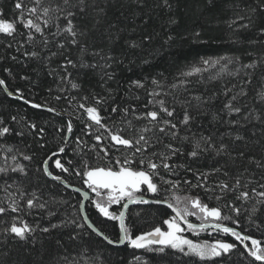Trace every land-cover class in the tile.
Returning a JSON list of instances; mask_svg holds the SVG:
<instances>
[{
  "label": "trees",
  "instance_id": "trees-1",
  "mask_svg": "<svg viewBox=\"0 0 264 264\" xmlns=\"http://www.w3.org/2000/svg\"><path fill=\"white\" fill-rule=\"evenodd\" d=\"M16 2L17 0H0V19L12 22L15 26V32L11 36L0 33V80L5 81V89L14 97L29 104L53 108L68 121L72 120L73 131L65 152L49 164V171L53 175H59L69 186L89 193L82 175L85 163L89 169L111 167L118 170L115 161L130 156L131 152L124 146L113 145L110 137L97 144L92 135H86L84 123L91 121L75 105L80 97L87 95L89 99L86 103L91 106L94 103V93L108 98L107 103L101 106V115L109 126L114 121L117 122L123 129L122 134L129 137L134 133L121 122L119 112L111 113V107L115 105L123 108L131 105L140 112L151 110L147 91L132 88L130 92L129 85L131 81L139 79L145 82L146 89L151 90V81L155 78L163 85L157 91L170 93L158 99H164L169 107L175 108L172 119L181 120L185 108L194 117L187 127L179 125V136L187 135L193 140H198L201 136L211 137L216 147L223 143L227 148L219 156L210 151L198 158H189L186 155L174 157L175 164H184L192 171L178 168L175 175L165 174L166 179L179 180V185L170 190L169 185H163L151 198H167L169 203L179 207V204L184 205V197H199L210 208L220 207L222 215L231 217L219 221L220 223L256 239L260 242L259 247L264 248V204L257 203L264 200V197L251 192L253 187L257 192L264 191V188L258 186L264 184V179H261L264 176V167L256 164L259 161L264 165V99L260 96V93H264V33L261 32L264 29V0H168L167 5L164 0H86V12L78 13L73 19L78 31L85 33L78 35L77 39L88 48V54L84 56L86 62L103 64L105 61L99 56L92 55L99 50H102V55L115 58L109 62L111 67L106 70L79 67V48L67 44V33L59 37L49 35L50 44L47 48L39 43L40 34H34L36 39L28 42V29L18 19L20 10L15 9ZM49 2L50 0H43L41 6H48ZM52 2L61 3L62 0ZM23 4L31 7L32 0H23ZM100 9L104 11L101 12ZM28 18L30 17L27 14L23 17L25 20ZM59 23L63 27L67 22L61 19ZM55 31L53 23L45 34ZM60 41L66 43L65 49L56 47ZM132 42L138 46L130 47ZM33 51L40 55H26ZM53 52L58 54L52 56ZM65 56L77 64L75 68L69 67L67 72L71 73L70 79L81 85L80 90L71 89L70 84L61 80L66 73L59 66L64 63ZM220 57L233 62L227 64L223 70L221 65L226 64L227 59L212 66L202 64L204 59L216 60ZM253 61L257 62L255 68H242V65ZM193 67H199L202 71L188 77L182 75ZM53 69L56 72L49 74ZM237 69H240L238 73ZM103 71L113 73V78L108 80L103 76ZM182 80L186 82L181 85ZM249 80L251 82L247 83ZM173 84L177 85L175 89L171 87ZM241 88L244 95H239ZM228 89L231 91L225 94ZM234 95L237 99L232 103L240 107L241 112L229 115L224 105ZM57 96L61 98L58 100ZM197 96L202 98L201 102L194 99ZM70 97L77 98L72 106L69 105ZM145 105L148 107L145 108ZM214 116L216 119H213ZM13 117L16 119L13 120ZM0 121V127L7 126L11 129L10 133L0 137V167L9 169L7 174L0 173V206L7 208L10 202L2 190L3 186L16 181L8 191L16 193L15 199L24 209L20 213L9 211L0 216V264H258L239 245L211 232L194 233L193 236L186 234V237L194 243L221 241L235 244L236 247L228 254L201 261L170 248L159 253L147 248H133L127 242L122 248L108 246L83 225L79 213V197L49 181L43 174V161L53 152L58 153L60 146L64 147L66 120L10 99L0 87ZM229 121L236 123L231 124ZM134 123L139 127L146 121ZM30 124L36 125V129H30ZM40 129H44L42 134ZM17 132H23L24 135L18 136ZM237 135L243 139L236 140ZM104 136L107 137V133ZM77 137L82 143H77ZM171 142L185 151H190L192 147L191 143H181L179 140ZM41 144L44 147H40ZM93 145H96L95 149L90 150ZM101 147L107 149V156L100 151ZM162 147L160 145L155 150ZM9 148L11 151H8ZM241 152L243 156L240 155ZM21 153L31 156L32 159L24 160ZM13 156L16 157L15 160L12 159ZM57 160L69 171L62 172L56 168ZM17 164L25 166L26 175L11 172L10 169ZM131 166L134 169L139 167L138 162ZM214 168H221L222 171L209 176V188H214L220 180L231 185L241 173V184L249 180L253 183L248 184L247 189L241 187L238 191L223 194L218 188L206 192L203 188L193 186L197 183V172H211ZM77 172L81 175H77ZM224 172L228 175L225 176ZM184 180L191 181V184L183 183ZM154 182L159 185L158 178ZM18 187L28 194L35 191L40 202H46V208L27 210L25 205L28 197H19ZM142 189V194L145 195L147 188L143 186ZM239 191H248L250 199L243 202L237 200ZM218 195L223 196L219 201L216 199ZM229 201L241 209L239 215L225 207ZM253 207L257 209L255 214L251 211ZM49 212L54 215L49 216ZM85 214L104 235L118 241L117 222L101 217L92 201L85 207ZM13 216L22 218L30 226L37 228L27 241H19L3 233L2 229L12 222ZM171 218L162 207H135L126 212L125 223L134 238L152 231L155 227H161L165 231L163 221ZM233 220L237 223H233ZM189 221L194 222L192 218ZM52 224L62 226L51 228ZM77 224L83 227L78 228ZM40 227H49L50 231L44 233L39 230ZM150 247L156 249L161 246Z\"/></svg>",
  "mask_w": 264,
  "mask_h": 264
},
{
  "label": "snow or ice",
  "instance_id": "snow-or-ice-1",
  "mask_svg": "<svg viewBox=\"0 0 264 264\" xmlns=\"http://www.w3.org/2000/svg\"><path fill=\"white\" fill-rule=\"evenodd\" d=\"M165 5H167L168 0H164ZM43 4V0H32L31 7H25L23 4V0H17L15 4V9L20 10V17L18 18L25 29H28V34L26 40L28 42H32L36 39L34 34H40L41 40L39 43H42L44 48H47L50 44L48 36L59 37L63 34L67 33V37L65 40L67 44H71L74 47H78L80 51V56L78 57L80 64L79 67L85 69H97L100 68L102 70H106L111 67L110 61H113L115 58L111 55H102V50L93 52L92 55L99 56L101 60L105 61L103 64L99 63H88L84 60V56L88 54V48L85 44L81 43L78 39V35H84L85 33L79 32L76 24H74L73 19L78 15V13L86 12L88 5L86 4V0H62L61 3H55L50 0L48 6H41ZM170 7V5H168ZM264 7V6H262ZM78 10V11H77ZM103 12V9H100ZM255 11V9H253ZM25 14L28 15V19H23ZM31 17H34L31 18ZM63 19L67 23L61 27L59 21ZM55 23L56 31L48 32L46 30L50 29ZM97 23L99 21L97 20ZM175 23V21H172ZM247 27V25H245ZM15 32V26L12 22H7L3 19H0V33L6 35H13ZM261 32L264 33V29H261ZM70 37L71 39H68ZM146 39H149L146 37ZM171 39V37H169ZM135 42L130 44V47H137ZM56 47L58 49H65L66 43L63 41L57 42ZM57 52L51 53L52 56L57 55ZM26 55H30L32 57H38L40 55L39 52L33 51L31 53H26ZM225 57H220L216 60L204 59L202 60V64L206 66H212L216 64H220L221 60H226ZM238 59V58H237ZM147 62V61H145ZM231 59H227V63L221 65V70L226 68L227 64L232 63ZM264 62V61H262ZM257 66V62L253 61L250 64L242 65V68L250 69L255 68ZM66 73L65 76L61 77V80L70 84L71 89L80 90L81 85L77 82H74L71 77V73L67 72L69 67H77L76 62H74L69 57L65 56L64 63L59 66ZM206 70V69H204ZM7 71V69H5ZM202 71L199 67H193L191 71L182 73L183 76L188 77L192 76L196 73H200ZM240 69H237V73ZM56 72L53 69L49 74H53ZM103 76L107 77L108 80L113 78V73L108 71H103ZM186 81H180L181 85ZM251 81H247L250 83ZM153 87L151 90L146 89V85L144 81L139 79L133 80L130 82L129 91L131 92L132 88L136 89H145L147 91L148 105L152 106L151 110L140 112L134 106H125L123 108L119 106H112L111 113H120L121 114V122L124 123L127 129L130 132H133L134 135L129 137H125L123 133V129L118 126L117 122H113L111 126L106 122L105 118L101 115V106L107 103V99L104 96H99L97 94L92 95V101L94 102L91 106L87 105V101L89 97L87 95L79 98V102L76 103L75 107L78 109H82L87 114V120L91 121V123H84L85 134L92 135L96 140L97 144H99L102 139H106L110 137V140L113 142V145L124 146L125 149L131 152L130 156H124L123 159H117L115 164L118 166V170H113L111 167L105 169L103 167H97L89 169L87 163H85V171L82 173L86 179L84 183L87 187L95 193L98 199L93 200L92 203L95 205L98 212L106 217L108 220L118 221L119 222V230L120 236L118 241L113 239H109L104 233L95 227L87 217L84 219V224H87L89 228L92 229L93 232L96 233L97 236H103V238L107 241L108 244L115 243H124L127 242L129 246L136 249H149L150 251H157L159 253H163L165 248H171L173 250H179L185 256L198 258L201 261L208 260L214 257H220L222 254H228L233 250L236 245L232 243H225L221 241H216L214 244L208 243H193L191 240L184 239L178 233L184 231V229L177 222V217L180 220H186V218L190 215L197 216L198 219L201 220L200 225L198 226L200 230H204L207 227H212L216 230H220L224 233H230L236 240H239L241 243L244 241H251L252 248H248L245 245V250L248 252L249 256H252L257 261L264 262V248L259 247L260 242L256 239H252L251 237L245 235L242 236L240 232L235 231L233 228L223 226L221 223H212L208 224L207 221L211 218L214 221H223L231 219V217L227 215H222V209L220 207H209L204 204L199 197H184L183 201L185 202L184 208H179L178 206H174L173 204L167 201V198L164 200H147L144 199L143 194L141 196H137L136 193L142 192L141 186H146L147 192L156 194L160 191V188L163 185H169V190L176 188L180 181L179 180H169L165 178V174L168 176L175 175L176 169L184 168L186 171L191 172L192 169L187 167L184 164H175L173 162V158L177 156L186 155L189 158H198L201 154L207 152H215L217 156L223 155L226 151L227 146L221 143L219 147H216L213 143L211 137L201 136L198 140H193V138L185 135L183 137L179 136V125H184L187 127L190 122L194 119L191 113L187 108L184 110L183 118L179 121H174L172 119L174 117L175 108L169 107L167 102L158 97L162 95H169L170 93H164L162 91H157V89H162L163 85L157 79H152L151 81ZM5 81L0 80V85H4ZM173 89L177 87V85L173 84L171 86ZM63 91V89H61ZM231 91V89L226 90ZM11 95V93H9ZM244 90L241 88L239 95H244ZM261 99H264V93H260ZM61 97L57 96L56 99H60ZM69 105L72 106V102L76 101V97H70ZM139 99V97H136ZM194 99L198 102L202 101L201 97H194ZM237 99V96H232L231 100L224 105V109L227 110L229 115L238 114L241 112L240 107H236L233 105V101ZM187 103V102H185ZM145 105V108L148 107ZM34 108H40L42 105L32 104ZM158 107V110H156ZM47 111L55 112V109L48 108ZM131 116V119L128 117ZM167 117V118H165ZM13 120L16 118L13 117ZM213 119H216L214 116ZM134 121H146L143 125L137 127ZM231 124H235L236 121H229ZM2 124V121H0ZM28 127L32 130L36 129V125L30 124ZM67 133L71 134L73 131V123L70 119L67 123ZM100 130H103L100 132ZM11 129L7 126L0 127V137H4L6 134L10 133ZM44 129H40V133L42 134ZM99 132L100 134H95ZM104 133H107V137L104 136ZM147 133H151V135H147ZM16 135L23 136V132H17ZM64 141L67 143L69 140V135L63 136ZM236 140L243 139V137L237 135L235 137ZM167 140L168 142H165ZM179 140L181 143L187 142L191 143L192 147L190 151H185L182 147H177L171 141ZM77 143L80 144L82 141L79 137H77ZM162 145L163 147L159 150L158 146ZM40 147H44L43 144ZM96 145H93L90 150H94ZM119 150V149H117ZM8 151H11L9 148ZM101 152L107 156V149L101 147ZM59 153H64L65 148L60 146L58 148ZM23 159L28 161L31 160L32 157L29 155H24ZM57 152H53L52 156H56ZM241 156L244 154L241 152ZM13 160L16 159L15 156L12 157ZM45 159L43 161L42 170L43 173L50 177L52 180L58 181L62 184L68 185L59 175H53L51 171H49V160ZM139 167L133 168L131 165L133 163H137ZM251 162V161H250ZM71 164V161H69ZM258 167H264L261 165L259 161H256ZM56 168L60 169L62 172H68L69 169L64 167V165L57 160ZM11 172H19L20 174L26 175V168L24 165L17 164L15 167H12ZM9 169L0 167V173L7 174ZM221 168H214L211 172H197L196 180L197 183L193 185L194 187L203 188L206 192L215 191L216 188L220 190V192L226 193L231 192L233 190H239L241 187L247 189L248 184L253 183V181L249 180L247 183L241 184V177L243 173L237 175L235 177V183L229 185L227 181L220 180L216 183L214 188L208 187V178L210 175L221 172ZM77 175H81L80 172H77ZM224 175L227 176L228 173L224 172ZM159 179V185L154 182V179ZM264 179V176L261 177ZM183 183L191 184V181L184 180ZM16 184V181H13V184H7L3 186V191L7 194L8 200L10 201L7 205V208L4 206H0V216L6 215L9 211L12 213H20L24 211V209L20 206V203L17 199H15L16 193L9 192L8 189L12 188ZM260 188H264V184L258 185ZM106 190V191H105ZM74 191L79 192L80 189H74ZM251 192L259 197H264V191L257 192L256 188L253 187ZM17 193L19 197L26 199V209L32 210L34 208H39L41 210L46 208V202H40V197L37 195L35 191L28 194L22 188H17ZM85 198H87V193L84 194ZM223 198L222 195L216 196V199L219 201ZM237 200L247 201L250 199L248 191H239V195L236 196ZM126 201V202H124ZM122 204V209L119 211L118 215L115 212H110L109 207L111 205ZM178 199V203H179ZM166 204L168 208H171L173 212L176 213V216L171 219H165L163 223L167 225L168 231H162L161 227H155L150 232L141 233L140 235H136L134 238L130 234V229L125 223L126 218V210L129 208L130 204ZM259 204H264V200L257 201ZM190 205V208H189ZM225 207L230 208L233 212L239 215L241 209L236 207L234 202L229 201ZM191 209V210H190ZM194 210V211H193ZM252 214H255L257 209L253 207L251 210ZM49 216L54 215V213L49 212ZM233 223H237L236 220H233ZM62 225L52 224L51 228H57ZM39 227V225H37ZM77 227H83V225L77 224ZM187 227L189 229L195 230L197 228L196 225L192 223H188ZM37 230V228L30 226L26 221L17 216L12 217V222L8 223L2 231L6 236H11L13 239L19 241H27L32 237V234ZM40 231L47 233L50 231L49 227H40ZM75 239V237H72ZM152 245H160L161 247L152 249L150 246ZM186 248V250H185ZM137 259H139L137 257Z\"/></svg>",
  "mask_w": 264,
  "mask_h": 264
},
{
  "label": "water",
  "instance_id": "water-1",
  "mask_svg": "<svg viewBox=\"0 0 264 264\" xmlns=\"http://www.w3.org/2000/svg\"><path fill=\"white\" fill-rule=\"evenodd\" d=\"M0 87H1V89L3 90V92L5 93V95L8 97V98H10V99H12V100H16V101H19V102H21L22 104H25L26 106H28V107H30V108H32V109H36V110H40V111H44V112H47V113H50V114H52V115H54V116H57V117H61V118H64L65 120H66V122L68 123V119L64 116V115H62V114H60V113H57V112H49V111H47V109L48 108H45V107H40V108H34V107H32V104H29V103H27V102H25V101H23V100H21V99H18V98H16V97H14L12 94L10 95L9 94V92L5 89V87H4V85H0ZM66 135H69L70 136V134H66ZM69 141V140H68ZM68 145V142L66 143L65 141H64V148L66 147ZM62 155V153H57V155L56 156H50L51 157V159L49 160V164H50V162H52L54 159H57V158H59L60 156ZM44 174V173H43ZM44 176H45V178L46 179H48L49 181H51V182H54L55 184H57V185H60L64 190H66L67 192H70V193H72V194H75V195H77L78 197H79V199H80V206H79V213H80V217H81V219H82V222H83V225L92 233V234H94L96 237H98L100 240H102L103 242H105L108 246H111V247H113V248H119V247H123L124 246V244H125V242L124 243H115V244H108L107 243V241L103 238V236H97L96 235V233L95 232H93L92 231V229L91 228H89L88 226H87V224H84V219H85V217H86V214H85V207L87 206V204L91 201V195L88 193V192H86V191H84V190H81L80 189V191L79 192H77V191H74V189H78V188H76V187H71V186H69L68 184V186L66 187L65 186V184H62V183H60V182H58V181H55V180H52L50 177H48V176H46L45 174H44ZM85 193H87V198H85ZM144 199H147V200H154V199H152V198H148V197H144ZM124 202H126V201H124ZM157 206V207H162V208H164V209H166L167 211H168V213L172 216V217H175L176 216V213L175 212H173L172 211V209L171 208H168L167 207V205L166 204H139V203H136V204H130L129 205V208H132V207H134V206ZM128 208V209H129ZM122 209V208H121ZM177 222L180 224V226L183 228V229H185V230H188V231H195V232H211V233H214V234H217V235H219V236H221V237H224V238H228L229 240H231L232 242H234L235 244H237V245H239L243 250H244V252L246 253V254H248V252L245 250V245H247L249 248H252V245H251V241L250 240H248V241H244L243 243H241L239 240H236L235 239V237H233L230 233H224V232H222V231H220V230H216V229H214V228H212V227H207V228H205L204 230H200L199 229V224H197V223H195V222H190L189 220H180L178 217H177ZM188 223H192V224H194V225H196L197 226V228L195 229V230H193V229H189L188 227H187V224ZM218 223H220L219 221H218ZM223 226H226V227H229V226H227V225H225V224H223V223H221ZM210 225V224H209ZM117 227H118V230H119V222L117 221ZM230 228H233V227H230ZM235 231H237L235 228H233ZM238 232V231H237ZM242 235V234H241ZM119 236H120V230H119ZM242 236H245V235H242ZM253 261H255L256 263H258V264H264V262H262V261H257V260H255V258L254 257H252V256H249Z\"/></svg>",
  "mask_w": 264,
  "mask_h": 264
},
{
  "label": "rangeland",
  "instance_id": "rangeland-1",
  "mask_svg": "<svg viewBox=\"0 0 264 264\" xmlns=\"http://www.w3.org/2000/svg\"><path fill=\"white\" fill-rule=\"evenodd\" d=\"M84 178L86 179V177H84ZM85 187L87 188V190L89 191V193L92 195V199H91V201L98 199V197L95 195V193H93V192L87 187L86 184H85ZM144 187H146V186H144ZM105 191H106V190H105ZM137 194H138V193H137ZM137 194H136V195H137ZM80 202H81V201H80ZM122 203H123V202H122ZM183 203H184V205L179 204V205H180L179 208H184V207H185V202L183 201ZM88 204H89V203H88ZM88 204H87V206H88ZM94 207H95V205H94ZM189 208H190V205H189ZM95 209H96V207H95ZM190 210H191V209H190ZM96 211L98 212L97 209H96ZM193 211H194V210H193ZM98 214H99L101 217H103L99 212H98ZM104 218H106V217H104ZM172 218H173V217H172ZM189 218H192L193 221H194L195 223H197V224L200 225L201 220L198 219L197 216L190 215V216H188V217L186 218V220H189ZM207 223H208V224L218 223V221H214V220H212L211 218H209V220L207 221ZM165 231H168L167 225H165ZM194 233H197V232H194V231H188V230H185V229H184V231L181 232V233H178V235H180V236L183 237L184 239L191 240L190 238L186 237V234H189V235L193 236ZM191 241H192V240H191ZM192 242H193V241H192ZM193 243H194V242H193ZM197 244H200V243H197ZM208 244H214V243H208ZM119 248H122V247H119ZM170 249H171V248H170ZM172 250H173V249H172ZM185 250H186V248H185ZM175 251L180 252L179 250H175Z\"/></svg>",
  "mask_w": 264,
  "mask_h": 264
},
{
  "label": "flooded vegetation",
  "instance_id": "flooded-vegetation-1",
  "mask_svg": "<svg viewBox=\"0 0 264 264\" xmlns=\"http://www.w3.org/2000/svg\"><path fill=\"white\" fill-rule=\"evenodd\" d=\"M141 187H143V186H141ZM144 189H142V191H143ZM147 192V191H146ZM137 194V193H136ZM153 193H149V192H147V193H145V195L143 194V197H148V198H151V195H152ZM142 195V192H138V194H137V196L139 197V196H141ZM124 203V202H123ZM123 203H121V204H117V205H111L110 207H109V211L110 212H115L117 215H118V213H119V211L121 210V208H122V204ZM135 207H146V206H134V207H132V208H135ZM130 209V208H129ZM129 209H127L126 210V212L129 210ZM104 218V217H103ZM105 219H107V218H105ZM117 222V221H116ZM98 238V237H97Z\"/></svg>",
  "mask_w": 264,
  "mask_h": 264
}]
</instances>
